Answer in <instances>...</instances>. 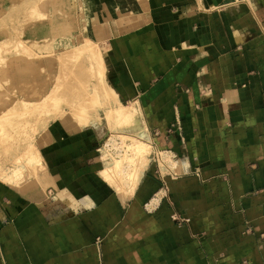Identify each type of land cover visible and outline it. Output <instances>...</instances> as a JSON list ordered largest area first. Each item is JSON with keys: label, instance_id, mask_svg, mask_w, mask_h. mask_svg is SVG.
Segmentation results:
<instances>
[{"label": "crops", "instance_id": "1", "mask_svg": "<svg viewBox=\"0 0 264 264\" xmlns=\"http://www.w3.org/2000/svg\"><path fill=\"white\" fill-rule=\"evenodd\" d=\"M134 7L91 32L151 149L137 186L101 177L95 129L50 124L51 185L0 181V264H264V0Z\"/></svg>", "mask_w": 264, "mask_h": 264}, {"label": "rangeland", "instance_id": "2", "mask_svg": "<svg viewBox=\"0 0 264 264\" xmlns=\"http://www.w3.org/2000/svg\"><path fill=\"white\" fill-rule=\"evenodd\" d=\"M135 4L136 0H0V181L5 183V177L6 185L35 196L45 191L51 179L47 167L41 172L36 161L40 141L54 122L76 127L74 112L84 108L88 127L102 139L105 166L116 172L106 181L118 193L130 189L129 146L138 139L144 142L141 119L139 114L135 124L118 119L119 98L107 83L104 41L91 30L104 8L109 15L128 14L136 11ZM99 63L101 73L96 71ZM82 96L90 102L89 113ZM122 105L130 111L137 106ZM150 155L148 148L146 165ZM29 158L33 162L28 163Z\"/></svg>", "mask_w": 264, "mask_h": 264}, {"label": "bare ground", "instance_id": "3", "mask_svg": "<svg viewBox=\"0 0 264 264\" xmlns=\"http://www.w3.org/2000/svg\"><path fill=\"white\" fill-rule=\"evenodd\" d=\"M16 32V31H15ZM17 47V46H16ZM24 51H26L25 49H24ZM97 51V50H96ZM23 52V51H22ZM24 53V52H23ZM26 53V52H25ZM92 53V52H91ZM24 55V54H23ZM92 55V54H91ZM91 55H89V56H91ZM99 55V54H98ZM96 56H97V54L94 56L93 55V58L95 59L96 58ZM100 56V55H99ZM98 56V57H99ZM101 57V56H100ZM15 59V58H14ZM93 59V60H94ZM98 59H100V58H98ZM4 61V60H3ZM7 61V60H6ZM16 61V60H15ZM98 62L100 61V60H97ZM97 61H95V62H97ZM103 61V60H102ZM92 63V62H91ZM100 64L101 63H99V65L97 66V72H102V70H101V66H100ZM102 64H104L103 62H102ZM10 67V66H9ZM93 67V66H92ZM104 67V66H103ZM102 67V68H103ZM104 69V68H103ZM93 70V69H92ZM110 93L113 95V93L115 94V92L113 91V89L112 88H110ZM115 96V95H114ZM80 101L84 104V105H86V106H88V108H87V112L89 113L90 112V105H87V104H89L90 102L88 101V100H86V98L85 97H81L80 98ZM115 103H116V105H117V108H116V113H117V116H118V119L119 120H124V122H127L128 124L129 123H132V124H135V123H137V119H138V116H137V114H139V110L135 107H133V108H130V109H132V111H130V110H128V109H126L125 107H123V105H122V103L120 102V100L119 99H117V98H115ZM85 109L83 108V109H81V108H79V109H76L75 110V114H74V117L75 118H73L72 117V119H73V121L77 124L76 125V127L78 128V126H80V127H82V126H84L83 128H85V127H88L90 124V121H89V118L88 117H86L84 114L86 113L85 111H84ZM91 114V113H90ZM83 124V125H82ZM121 125V124H120ZM46 135V134H45ZM136 145L135 146H133V145H131V146H129L130 147V149H129V151H133V153L132 154H130V155H128L129 156V158L131 159L130 160V164H129V172H128V174L126 175V186L128 187V188H130V189H132V188H134V187H136L137 186V184H138V182H139V179H140V177H141V174H142V172H143V169H144V167H145V165H146V159H145V154H146V152H147V150H148V148H149V146L146 144V143H144V142H142V141H139V139L138 140H136ZM132 148V149H131ZM8 151H10V149L8 148L7 149ZM30 160H32L33 158H29ZM42 159V157H41V155H40V153H39V151H37V153H36V161H37V163L39 164V166H41V172H42V170L44 171V170H46V166H45V164H44V162L41 160ZM28 161V163L29 162H33V160L32 161ZM23 161H24V159H23ZM27 163V165L29 166V164ZM108 166L109 165H107V167L101 172V177H103L104 178V180L106 181H109L110 180V176L111 177H113V176H115V174H116V172L115 171H109V169L110 168H108ZM114 170V169H113ZM115 170L117 171V172H119L118 171V166H115ZM3 176H1V178H2ZM1 178H0V180H1ZM3 181L6 183L7 181H8V179H6L5 177H4V179H3ZM9 182V181H8ZM110 184V183H109ZM18 191H20V190H18ZM23 195H25V196H27V197H31V198H34L35 197V194H31V193H33V192H25V191H20ZM36 192V191H35ZM124 191H121V193H123ZM126 192H127V190H126Z\"/></svg>", "mask_w": 264, "mask_h": 264}]
</instances>
